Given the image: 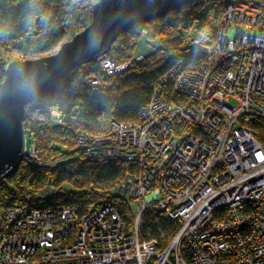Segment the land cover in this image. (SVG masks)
Here are the masks:
<instances>
[{
  "label": "built area",
  "instance_id": "1",
  "mask_svg": "<svg viewBox=\"0 0 264 264\" xmlns=\"http://www.w3.org/2000/svg\"><path fill=\"white\" fill-rule=\"evenodd\" d=\"M181 38L203 58L170 66L137 123L76 131L83 162L127 164L115 188L96 202L48 205L62 192L49 186L0 204V264H264V0H232ZM131 63L109 52L83 84L100 91ZM25 155L36 166L35 148ZM116 195L136 203L129 229ZM150 210L179 221L162 248L142 233Z\"/></svg>",
  "mask_w": 264,
  "mask_h": 264
},
{
  "label": "trees",
  "instance_id": "2",
  "mask_svg": "<svg viewBox=\"0 0 264 264\" xmlns=\"http://www.w3.org/2000/svg\"><path fill=\"white\" fill-rule=\"evenodd\" d=\"M230 1L195 0L163 18L125 30L112 45L111 59L117 66L132 63L119 75L104 76V87L100 91H93L83 84L85 78L97 76L100 72L98 64L87 61L34 99L26 107L27 113L37 107L41 114L50 118L52 110H58L63 124H48L26 115L27 139L30 135L36 145L33 160L36 166L25 159L11 176L0 182V204H24L29 191L37 192L45 184L62 189L60 194L49 198L48 205L86 200V197L96 202L111 192L126 172L127 164L83 162L82 150L74 143L76 131L102 133L105 131L99 123L102 116L137 123V115L149 102L155 81L177 61L188 66L204 56L200 48L187 51L179 48L182 30L193 23H208L210 18L219 15V8ZM94 2L0 0V83L5 77V66L11 61L8 57L10 51H18L23 59L50 54L53 48L72 39L92 22ZM142 33L147 39H160L161 45L136 62L132 50L137 40L129 43V38ZM109 202L119 209L126 229H129L133 224L130 200L116 195ZM143 218V236L157 239L160 248L172 240L179 228V221L153 210L146 212Z\"/></svg>",
  "mask_w": 264,
  "mask_h": 264
},
{
  "label": "water",
  "instance_id": "3",
  "mask_svg": "<svg viewBox=\"0 0 264 264\" xmlns=\"http://www.w3.org/2000/svg\"><path fill=\"white\" fill-rule=\"evenodd\" d=\"M194 1L98 0L91 7L92 22L54 54L10 61L0 83V182L25 159L26 107L34 99L87 61L96 64L102 60L131 26L163 18Z\"/></svg>",
  "mask_w": 264,
  "mask_h": 264
},
{
  "label": "rangeland",
  "instance_id": "4",
  "mask_svg": "<svg viewBox=\"0 0 264 264\" xmlns=\"http://www.w3.org/2000/svg\"><path fill=\"white\" fill-rule=\"evenodd\" d=\"M98 0H95V2L94 3H96ZM220 10H219V12L222 10V8H219ZM219 17V15H217V17H215V18H218ZM133 40H137L136 42V45L134 46V48H133V54H132V56L134 57V58H137V57H140V56H143V55H148V54H150V53H152L157 47H159L160 45H161V41H160V39H157V38H153L152 40L151 39H147V37H146V35L144 34V33H142L141 35L140 34H138L137 36H135V37H131V39L129 38V43H131ZM151 40V41H150ZM60 47V45H58V46H56L55 48H53V51L50 53V54H44V55H51V54H54L57 50H58V48ZM112 48V47H111ZM109 52H110V55H111V57H112V52H111V49L109 50ZM8 57L11 59V61L12 60H16V59H23V57L22 56H20V54L18 53V51H16V50H13V51H10L9 52V54H8ZM43 57V56H42ZM128 60V59H127ZM10 63V62H9ZM125 64H128V62L127 63H125ZM99 66H100V64H99ZM100 69H101V66H100ZM88 78V77H87ZM86 79V78H85ZM104 87V86H103ZM103 89V88H102ZM101 90V89H100ZM29 112L27 113V115H28V117L29 118H31V119H34V118H36V119H38V120H40V121H42V122H49L48 124H51V123H54L55 125L56 124H63V122L61 121V118H59V121H60V123L59 122H56L55 121V119H56V117H53L52 118V116L50 117V118H48L47 116H46V114H41V111H39V109L37 108V107H34L33 109H29L28 110ZM60 112V111H59ZM52 114V113H51ZM100 119V121H99V123H100V125H103V127H102V129H104L105 131H107L109 128H110V126H111V120L109 119V118H107L106 116H102L101 118H99ZM55 121V122H54ZM58 121V120H57ZM129 123H131V124H134V123H132V122H129ZM25 130H27L26 129V127H25ZM95 133H97V132H95ZM99 133V132H98ZM74 138H75V136H74ZM28 140V141H27ZM26 140V145H27V153H31V151L35 148V151H36V145H35V142H34V140L32 139V138H30V135H28V139ZM74 143H76L75 142V140H74ZM74 143H73V145H74ZM74 147V146H73ZM76 147H77V143H76ZM69 148V147H68ZM66 149H67V147H66ZM28 158V156H26L25 155V159H27ZM25 159L23 160V161H25ZM30 159V158H29ZM22 161V162H23ZM49 186L50 185H48L47 186V184H45L44 186H42L41 188H39L38 190H42V189H44V188H49ZM136 203L135 202H132V201H130V207H131V210L133 211L136 207Z\"/></svg>",
  "mask_w": 264,
  "mask_h": 264
}]
</instances>
